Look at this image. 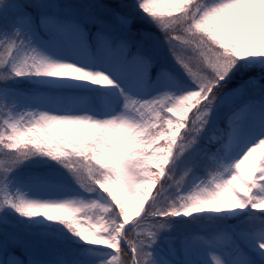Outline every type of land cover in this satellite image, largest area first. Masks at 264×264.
I'll use <instances>...</instances> for the list:
<instances>
[{
  "label": "snow or ice",
  "instance_id": "obj_1",
  "mask_svg": "<svg viewBox=\"0 0 264 264\" xmlns=\"http://www.w3.org/2000/svg\"><path fill=\"white\" fill-rule=\"evenodd\" d=\"M0 264H264V0H0Z\"/></svg>",
  "mask_w": 264,
  "mask_h": 264
},
{
  "label": "rangeland",
  "instance_id": "obj_2",
  "mask_svg": "<svg viewBox=\"0 0 264 264\" xmlns=\"http://www.w3.org/2000/svg\"><path fill=\"white\" fill-rule=\"evenodd\" d=\"M25 87H27V85H24Z\"/></svg>",
  "mask_w": 264,
  "mask_h": 264
}]
</instances>
